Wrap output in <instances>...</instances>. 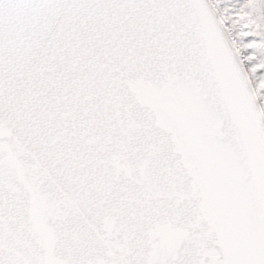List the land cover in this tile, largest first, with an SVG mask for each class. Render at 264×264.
<instances>
[{"label":"snow or ice","instance_id":"obj_1","mask_svg":"<svg viewBox=\"0 0 264 264\" xmlns=\"http://www.w3.org/2000/svg\"><path fill=\"white\" fill-rule=\"evenodd\" d=\"M0 264H264V0H0Z\"/></svg>","mask_w":264,"mask_h":264}]
</instances>
